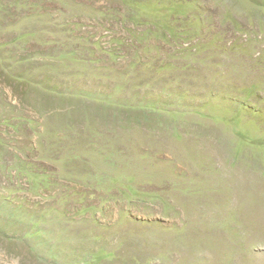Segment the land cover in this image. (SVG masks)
Instances as JSON below:
<instances>
[{
  "label": "rangeland",
  "instance_id": "rangeland-1",
  "mask_svg": "<svg viewBox=\"0 0 264 264\" xmlns=\"http://www.w3.org/2000/svg\"><path fill=\"white\" fill-rule=\"evenodd\" d=\"M0 264H264V0H0Z\"/></svg>",
  "mask_w": 264,
  "mask_h": 264
}]
</instances>
